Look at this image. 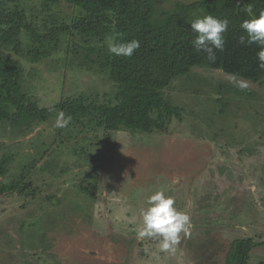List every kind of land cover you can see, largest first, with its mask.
Wrapping results in <instances>:
<instances>
[{
  "label": "rangeland",
  "instance_id": "rangeland-1",
  "mask_svg": "<svg viewBox=\"0 0 264 264\" xmlns=\"http://www.w3.org/2000/svg\"><path fill=\"white\" fill-rule=\"evenodd\" d=\"M195 1L154 0L156 16ZM23 6L43 38L83 15L65 3ZM21 39L27 48V35ZM96 47L73 32L37 63L25 51L6 53L23 66L39 106L81 97L105 103L115 85L84 62ZM166 93L182 112L165 133L72 122L59 129L56 119L23 129L0 123V158H11L0 186L24 172L23 186L31 183L24 194L0 197V264H225L230 243L241 238L261 243L250 264H264V84L195 67ZM89 183L98 187L94 199L81 190ZM160 190L190 217L168 251L158 238L137 239L141 210Z\"/></svg>",
  "mask_w": 264,
  "mask_h": 264
},
{
  "label": "trees",
  "instance_id": "trees-1",
  "mask_svg": "<svg viewBox=\"0 0 264 264\" xmlns=\"http://www.w3.org/2000/svg\"><path fill=\"white\" fill-rule=\"evenodd\" d=\"M25 0H0V123L16 128H31L38 123L56 119L59 112L71 116L72 123L106 132L123 128L131 132L165 133L174 118H180L181 108L172 104L166 91L174 80L187 75L195 67L221 70L255 84H264V70L260 69L257 44L241 45L246 35L241 23L258 17L264 11V0H197L177 2L169 12L158 17L154 0H42L44 9L58 3L79 8L83 15L71 24L61 23L46 29L49 37L40 36L23 6ZM252 12L246 11L248 5ZM213 15L230 21L225 34L223 52L216 53L215 62L192 47L196 34L190 28L196 18ZM76 32L81 38L97 42L100 47L90 49L84 62L98 67L116 87L113 97L105 103L87 102L84 98L64 101L52 106H39L25 86V71L15 63L7 51L26 57L33 63L49 57L60 49V36ZM26 34L29 43L24 48L21 39ZM116 42L136 39L140 42L131 58L114 56L108 51L107 37ZM6 53V54H5ZM2 145L0 144V153ZM10 157L0 158V177L6 175ZM27 179L25 172L9 184L0 186V197L20 192ZM83 193L96 198L98 187L81 185ZM261 243L252 238L233 240L228 248L225 264H250L252 254Z\"/></svg>",
  "mask_w": 264,
  "mask_h": 264
},
{
  "label": "clouds",
  "instance_id": "clouds-1",
  "mask_svg": "<svg viewBox=\"0 0 264 264\" xmlns=\"http://www.w3.org/2000/svg\"><path fill=\"white\" fill-rule=\"evenodd\" d=\"M246 11L251 13L252 6L249 4ZM228 19H219L211 14L202 18L194 19L190 28L196 34L191 42L197 53L206 54L209 62H215L216 53L223 52L225 45V34L229 29ZM241 29L246 35L239 37V44H257L260 51L257 53V60L260 69L264 70V11L258 17L244 20ZM108 51L114 56L131 58L134 52L140 48V42L136 39L126 42H116L114 36H108ZM72 117L65 116L59 112L55 120V127L63 129L67 127ZM148 207L141 210L142 228L137 233L138 240L146 238H158L161 250L168 251L179 243L180 234L187 232L190 228V217L179 211L174 205L172 197L166 196L164 191H156L147 199Z\"/></svg>",
  "mask_w": 264,
  "mask_h": 264
}]
</instances>
